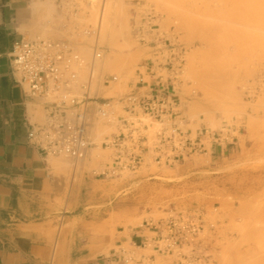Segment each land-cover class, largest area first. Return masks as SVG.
Here are the masks:
<instances>
[{"label":"rangeland","instance_id":"374dc122","mask_svg":"<svg viewBox=\"0 0 264 264\" xmlns=\"http://www.w3.org/2000/svg\"><path fill=\"white\" fill-rule=\"evenodd\" d=\"M74 2L70 14L58 6V18L41 21L46 31L33 37L69 40L85 62L92 58V42L102 46L105 55L95 62L90 94L109 98L127 90L146 57L132 22L151 7L164 36L186 48L177 84L187 119L184 127L229 125L234 138L227 145L239 140L236 148L222 154L213 147L212 153L194 154L174 165L149 160L134 173L112 178L93 172L110 161L109 148L93 147L78 162L53 156L68 168L75 163V169L96 179L91 204L99 210L95 215L102 221L100 231L145 229V220L162 218L169 209L198 207L204 222L200 238L212 264H264V0ZM89 28L97 34H85ZM110 74L118 76L117 81L102 85L99 77ZM113 130L109 124L95 127L100 136ZM122 248L133 261L118 264H141L140 258L150 255L156 257L154 264L170 261L151 247L126 243Z\"/></svg>","mask_w":264,"mask_h":264},{"label":"built area","instance_id":"2783aa9c","mask_svg":"<svg viewBox=\"0 0 264 264\" xmlns=\"http://www.w3.org/2000/svg\"><path fill=\"white\" fill-rule=\"evenodd\" d=\"M64 1L58 0V6L70 14L77 3ZM158 21L151 7L133 20L132 33L146 48V57L127 90L109 98L90 94L94 62L105 55V49L95 41L90 44L93 57L85 62L69 40H15L10 54L18 83L29 97L41 99L42 104L43 118L31 125L29 142L44 154L65 156L74 162L87 157L93 147L109 148L110 161L93 171L102 178L124 171L134 173L149 160L157 165H174L231 143L234 137L229 125L218 129L184 127L187 119L177 84L186 48L167 39ZM96 30L89 28L84 33L95 34ZM117 77L101 75L99 81L107 86ZM100 123L114 130L100 136L95 133ZM144 223L152 238L141 246L150 245L156 255L170 260L158 264H212L200 238L204 229L200 208L169 209L164 217ZM120 252L123 262L133 261V256H127L128 250L121 247ZM148 258V264H154L155 255Z\"/></svg>","mask_w":264,"mask_h":264},{"label":"crops","instance_id":"0c3cea01","mask_svg":"<svg viewBox=\"0 0 264 264\" xmlns=\"http://www.w3.org/2000/svg\"><path fill=\"white\" fill-rule=\"evenodd\" d=\"M57 1L0 0V264H118L124 244L149 248L141 243L152 233L100 231L99 210L91 204L96 179L75 169L74 161L68 168L44 154L27 137L43 118L42 104L18 83L10 52L15 40L46 31L41 21L58 18Z\"/></svg>","mask_w":264,"mask_h":264},{"label":"bare ground","instance_id":"6f19581e","mask_svg":"<svg viewBox=\"0 0 264 264\" xmlns=\"http://www.w3.org/2000/svg\"><path fill=\"white\" fill-rule=\"evenodd\" d=\"M47 8V7H46ZM102 21H105V20H102ZM232 39V38H231ZM230 39V40H231ZM235 43H237V42H235ZM247 49V48H246ZM81 57V56H80ZM93 57V56H92ZM82 58V57H81ZM83 59V58H82ZM84 60V59H83ZM98 60H100V59H97V60H95V62L96 61H98ZM85 61V60H84ZM91 61V60H90ZM95 62H94V64H95ZM260 77V76H259ZM252 89V88H251ZM263 118H264V116H262ZM260 120V119H259ZM261 124V123H260ZM263 125V124H262ZM263 127V126H262ZM261 134H264V133H261ZM258 135V134H257ZM261 136V135H260ZM264 136L262 135L261 136V138H263ZM264 140V139H263ZM260 141V140H259ZM263 143V142H262ZM260 146H261V143H260ZM260 146H258V147H260ZM257 147V146H256ZM263 147V146H262ZM258 149V148H257ZM258 150H261L260 148L258 149ZM258 152V151H257ZM259 153H261V152H259ZM262 155V154H261ZM255 156H257V154L255 155ZM259 157V156H258ZM258 161V160H257ZM262 161V160H261ZM264 163V162H263ZM259 168H260V166H259Z\"/></svg>","mask_w":264,"mask_h":264}]
</instances>
